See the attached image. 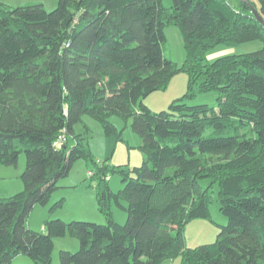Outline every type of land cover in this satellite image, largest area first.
Instances as JSON below:
<instances>
[{"label":"trees","instance_id":"1","mask_svg":"<svg viewBox=\"0 0 264 264\" xmlns=\"http://www.w3.org/2000/svg\"><path fill=\"white\" fill-rule=\"evenodd\" d=\"M256 1L172 0L165 8L162 0H58L49 12L0 3V166L16 167L25 155L22 191L0 198V264L18 255L51 264L54 240L66 235L79 250H61L58 264H264V25L253 14L264 22V0ZM169 25L183 40L181 66L163 55ZM255 40L258 51L206 60L219 45ZM179 72L188 77L184 96L160 112L143 104ZM211 92L212 105L185 103ZM83 115L102 125L103 163L74 132ZM114 115L131 119L139 167L107 163L119 140ZM78 160L94 167L106 223L53 219L29 229L33 207L49 201ZM110 173L123 177L118 192ZM202 179L218 184L227 223L213 243L192 249L184 227L210 218ZM113 204L126 212L123 225Z\"/></svg>","mask_w":264,"mask_h":264},{"label":"rangeland","instance_id":"2","mask_svg":"<svg viewBox=\"0 0 264 264\" xmlns=\"http://www.w3.org/2000/svg\"><path fill=\"white\" fill-rule=\"evenodd\" d=\"M257 4L256 0H250ZM58 0H0L1 4L8 7H17L29 3H40L46 11L55 9ZM165 8H170L172 0H162ZM164 34L166 43L163 46V55L177 66H181L186 58L183 47V40L177 27L169 25L165 27ZM262 48L259 40L242 43L234 47L219 45L206 53V60L212 62L225 55H239L258 51ZM188 77L186 73L175 74L166 86L153 92L142 100L151 111L160 112L168 109L169 105L176 99L184 96L187 90ZM216 93H206L197 95L191 100L185 101L187 105H212L215 103ZM111 125L116 130L119 140L116 142L112 157L108 160L110 167L127 166L129 168L139 167L143 161V154L139 150L140 140L131 129V119H123L119 116L108 118ZM75 134H80L85 138V143L89 148L94 160L98 163L105 162L107 156V139L102 125L97 120L88 115H83L81 121L74 126ZM73 139L68 137V145H73ZM22 167V170H21ZM90 162L78 160L74 163L70 173L65 178L58 181V189L52 193L49 201L45 205H35L29 213L26 221L27 227L33 231H40L43 220L60 219L65 223L71 221L91 222L105 224L106 220L97 208L96 193L93 188L89 171L93 169ZM25 169V155H19L16 167L0 166V197L12 196L21 190L15 191L13 185L20 179L21 173ZM3 170H9V173ZM11 172V173H10ZM16 177H19L18 179ZM119 173H110L109 187L113 192H118L123 183ZM202 188L209 187V219H195L186 224L183 229V240L187 248H196L200 245L211 244L215 241L219 232V226H224L227 219L220 213L219 187L218 184H210L208 179L199 181ZM61 202L57 208L53 206ZM124 206V202L121 201ZM126 206V205H125ZM111 212L114 213L113 220L121 225L126 221V212L118 205L113 204ZM93 214V215H92ZM122 217V219H121ZM121 219V220H120ZM55 248L52 253L51 264L59 263V252L61 250L75 253L79 250V242L66 235V237L55 239ZM73 244H77L74 248ZM21 260L28 264H34L24 255ZM17 260V259H13ZM16 262V261H13ZM13 264V263H12ZM160 264H181V258L165 260Z\"/></svg>","mask_w":264,"mask_h":264},{"label":"crops","instance_id":"3","mask_svg":"<svg viewBox=\"0 0 264 264\" xmlns=\"http://www.w3.org/2000/svg\"><path fill=\"white\" fill-rule=\"evenodd\" d=\"M21 170H22V167H21ZM4 172H7V173H9V170H3ZM11 173V172H10ZM22 174V173H21ZM21 176V175H20ZM17 179L19 178V177H16ZM13 187L15 188V191H18V190H21V189H23V184H22V182H19L18 180H17V182H15V184L13 185ZM1 198V197H0ZM98 212V211H97ZM93 215V214H92ZM113 216H114V213H113ZM45 219H46V217H45ZM44 219V220H45ZM121 219H122V217H121ZM120 219V220H121ZM44 220H43V222H44ZM29 228H30V226H28ZM38 230H40V231H43V223H42V226H41V228L40 229H38ZM64 237H66V236H64ZM56 241L54 240V248H55V243ZM77 246V244H73V247L75 248ZM22 256H17V257H15V259H17V260H13V261H16V262H13L12 261V263L13 264H28V263H26L25 261H22L21 258Z\"/></svg>","mask_w":264,"mask_h":264},{"label":"water","instance_id":"4","mask_svg":"<svg viewBox=\"0 0 264 264\" xmlns=\"http://www.w3.org/2000/svg\"><path fill=\"white\" fill-rule=\"evenodd\" d=\"M253 14H254V16L256 17V19H257L261 24L264 25V22L262 21L261 18L258 17V15H257V13H256L255 11H253Z\"/></svg>","mask_w":264,"mask_h":264}]
</instances>
